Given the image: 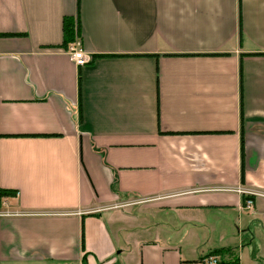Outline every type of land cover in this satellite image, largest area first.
<instances>
[{"label": "crops", "instance_id": "obj_1", "mask_svg": "<svg viewBox=\"0 0 264 264\" xmlns=\"http://www.w3.org/2000/svg\"><path fill=\"white\" fill-rule=\"evenodd\" d=\"M237 187L264 192V0H0V264H264Z\"/></svg>", "mask_w": 264, "mask_h": 264}, {"label": "built area", "instance_id": "obj_2", "mask_svg": "<svg viewBox=\"0 0 264 264\" xmlns=\"http://www.w3.org/2000/svg\"><path fill=\"white\" fill-rule=\"evenodd\" d=\"M65 52L69 55L70 60L76 67H84L85 65L89 64L93 59V56L91 54L82 50L76 38V34L74 36V40L67 45ZM234 191L245 197L244 203L242 204V207L245 210H250L252 208L255 198H264V192L260 191H251L242 187H237ZM5 199L6 198H2L0 200V205L4 208L6 207ZM10 215L11 214L7 212H0V216ZM217 262L218 258L216 256H208L203 260L201 264H217Z\"/></svg>", "mask_w": 264, "mask_h": 264}, {"label": "trees", "instance_id": "obj_3", "mask_svg": "<svg viewBox=\"0 0 264 264\" xmlns=\"http://www.w3.org/2000/svg\"><path fill=\"white\" fill-rule=\"evenodd\" d=\"M62 32H63V40L62 43L60 44V47H63L64 50L66 49L67 45L71 43L74 40L75 36V31H74V24L71 18L64 17L62 20ZM250 56H255V54H250ZM239 76L241 78V68L239 69ZM239 113H240V120H242V106H241V101L239 104ZM16 192L12 190H5V189H0V200L2 198H10V197H15ZM245 197L242 198V203H244ZM231 252L230 249H217L209 252L207 255L199 258L197 260V263H202L203 260L208 257V256H216L218 258L217 264H227V262L224 259V255H229ZM85 257L86 255L82 256L81 262L85 264ZM228 264H237L236 260L233 259L229 261Z\"/></svg>", "mask_w": 264, "mask_h": 264}, {"label": "rangeland", "instance_id": "obj_4", "mask_svg": "<svg viewBox=\"0 0 264 264\" xmlns=\"http://www.w3.org/2000/svg\"><path fill=\"white\" fill-rule=\"evenodd\" d=\"M127 210H129V212H131L133 210V208L124 209L125 213L128 212ZM121 226L122 227H125L122 224H121ZM137 234H139V235H141V237H143L142 232H138ZM256 240L258 241L260 239L258 237H256ZM127 243H129V242H127ZM131 248H132V245L131 244L130 245L129 244H126L125 248H123V251L120 253V257H121L120 260L121 261H124L125 264H130L132 262H137L138 261L137 254L133 250H131ZM250 253H251V250H248V254L245 253V254H247L248 260H252ZM244 260L247 262V259L246 258H244ZM245 261H244V263H246ZM259 262L260 263H264L263 260H260Z\"/></svg>", "mask_w": 264, "mask_h": 264}]
</instances>
